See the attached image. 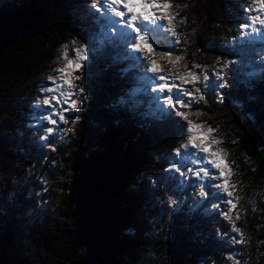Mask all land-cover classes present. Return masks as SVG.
Here are the masks:
<instances>
[{
    "label": "trees",
    "instance_id": "obj_1",
    "mask_svg": "<svg viewBox=\"0 0 264 264\" xmlns=\"http://www.w3.org/2000/svg\"><path fill=\"white\" fill-rule=\"evenodd\" d=\"M172 2L183 21L176 54L185 56L175 71H220L229 81L190 118L216 129L238 166L237 209L248 200L243 219L237 209L233 219L246 243L232 242L221 215L230 206L213 209L212 197L199 204L197 178L168 171L185 142L179 118L154 114L94 0H0V264H264V42L241 30L247 0ZM63 45L69 58L88 48L76 73L88 98L54 126L37 120L49 107L37 101L53 96L42 89L58 82L47 77L59 76ZM47 127L57 131L44 140Z\"/></svg>",
    "mask_w": 264,
    "mask_h": 264
},
{
    "label": "snow or ice",
    "instance_id": "obj_2",
    "mask_svg": "<svg viewBox=\"0 0 264 264\" xmlns=\"http://www.w3.org/2000/svg\"><path fill=\"white\" fill-rule=\"evenodd\" d=\"M247 4L246 22L241 25V30L245 37L261 38L264 36V0H247ZM93 7L102 15L106 26L123 46V59L129 61V69L142 72L139 79L142 83H147L143 90L150 92L152 96L154 114L158 113L161 118H179L173 120V123L181 129V139L185 142L172 149L168 171L184 178H197L190 186L198 185V196L202 198L199 204L212 197L220 201L212 205L213 209L220 208L221 204L230 206L221 215L230 222L231 231L237 234L231 237L232 242L246 243L244 233L233 219L240 197L236 195L237 186L230 181L234 167L238 166L234 161L227 160L224 148L214 147L225 143L213 135L216 129L198 124L190 118L193 114H203L193 110L207 104L206 96L213 88L223 90L228 85L225 74L220 71L213 74L206 69L201 72L187 68L182 72L175 71L180 62L185 60V56L176 54L177 46L181 43L177 27L183 21H177L179 13L172 11V0H94ZM62 47L65 63L57 69L59 76L47 77L48 80H58L59 83L55 89H42L48 93L55 91L59 95L37 101L38 105H52L51 108L43 109L49 114L38 116L37 120H46L54 126L58 122L67 123L68 117L65 113L78 111L88 98L87 95L81 97L80 94L85 93V88L76 83L83 79L82 75L76 73L83 72L85 62L89 59L87 46L82 45L75 49L74 58H69L68 45ZM161 61H167L171 68L164 67ZM232 63L224 62L222 68L228 69ZM192 68L203 69L204 66L193 63ZM137 91H141V88ZM223 98V95L219 97L221 102ZM53 101L56 102L55 105L52 104ZM61 104L67 107L53 111ZM56 131L55 127H47L46 135L42 139L48 140ZM180 186L183 187V184ZM168 203L170 206H177L178 200L169 195ZM235 215L238 220L239 213ZM261 243L264 244V240ZM231 258L234 264H240L234 257Z\"/></svg>",
    "mask_w": 264,
    "mask_h": 264
},
{
    "label": "rangeland",
    "instance_id": "obj_3",
    "mask_svg": "<svg viewBox=\"0 0 264 264\" xmlns=\"http://www.w3.org/2000/svg\"><path fill=\"white\" fill-rule=\"evenodd\" d=\"M104 33L106 34V36L107 37H111V38H114L115 37V34L114 33H112L111 32V30H110V28H108L107 26H105L104 27ZM116 38V37H115ZM258 38V37H257ZM251 39V38H250ZM256 39V38H255ZM259 41H261V42H264V36H262L261 38H259ZM123 52L124 51H121V49L120 50H118V54H123ZM262 55L264 56V51H263V53H262ZM162 64V63H161ZM164 67H166V66H164ZM167 68V67H166ZM142 74V72H139L138 71V77H140V75ZM150 75V74H149ZM57 83H59V81L57 82ZM144 83V88L145 87H147V83L146 82H143ZM55 87H56V85L54 86V89H55ZM146 92V91H145ZM149 94H150V92H149ZM59 94L57 93V92H55V91H53V96H58ZM150 99H152V96H151V94H150ZM55 101H53L52 102V104L53 105H55ZM52 107V105H49V107L48 108H51ZM63 107H67V105H63V104H61V105H57L56 106V108L55 109H53V111H56L57 109H59V108H63ZM48 108H42V112L40 113V115L41 116H44V115H48L49 113L48 112H45V111H43V109H48ZM66 114V116L67 115H69V114H71V112H69V113H65ZM55 118V117H54ZM214 147H221V148H223L224 146H223V144H221V145H219V146H214ZM228 157V156H227ZM192 165H189V167H191ZM194 176H191V178H193ZM188 178V177H187ZM231 183H233V184H235L236 185V183L235 182H233V181H230ZM196 187H198V185L196 186ZM250 195H252L251 193H250ZM243 199H244V202H243V204H242V206L239 208V209H237V210H235V214L238 212L239 213V219H243V216H244V206L247 204V200H248V198L246 197V195L243 197ZM241 205V204H240ZM239 205V206H240ZM245 235L246 234H244V237H245Z\"/></svg>",
    "mask_w": 264,
    "mask_h": 264
}]
</instances>
